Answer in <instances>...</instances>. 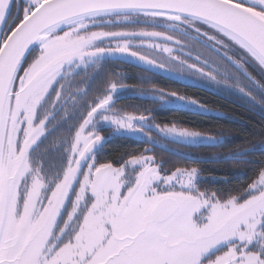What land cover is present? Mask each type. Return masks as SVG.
<instances>
[{
	"label": "snow or ice",
	"instance_id": "obj_1",
	"mask_svg": "<svg viewBox=\"0 0 264 264\" xmlns=\"http://www.w3.org/2000/svg\"><path fill=\"white\" fill-rule=\"evenodd\" d=\"M0 264H264V0H0Z\"/></svg>",
	"mask_w": 264,
	"mask_h": 264
},
{
	"label": "trees",
	"instance_id": "obj_2",
	"mask_svg": "<svg viewBox=\"0 0 264 264\" xmlns=\"http://www.w3.org/2000/svg\"><path fill=\"white\" fill-rule=\"evenodd\" d=\"M209 99L212 100L213 98L209 97ZM218 106H221V110H224L225 108H227V105H220V104H218ZM221 122H223V121H221ZM202 123H207V122L205 121V122H202ZM117 143H119V142H117Z\"/></svg>",
	"mask_w": 264,
	"mask_h": 264
},
{
	"label": "flooded vegetation",
	"instance_id": "obj_3",
	"mask_svg": "<svg viewBox=\"0 0 264 264\" xmlns=\"http://www.w3.org/2000/svg\"><path fill=\"white\" fill-rule=\"evenodd\" d=\"M7 26V21L5 22V27Z\"/></svg>",
	"mask_w": 264,
	"mask_h": 264
}]
</instances>
